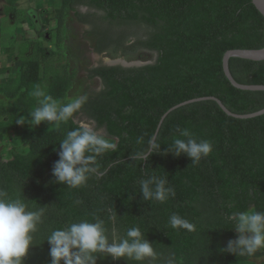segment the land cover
<instances>
[{"label": "trees", "instance_id": "obj_1", "mask_svg": "<svg viewBox=\"0 0 264 264\" xmlns=\"http://www.w3.org/2000/svg\"><path fill=\"white\" fill-rule=\"evenodd\" d=\"M3 1L8 14L15 13L22 1L38 0ZM50 1L59 2L60 9L38 12L46 16L72 12L79 23L91 27L87 35L93 37L97 54L134 38L127 48L153 53L155 60L138 67L100 64L88 70V79H99L101 89L85 91L88 103L60 128L46 121L43 128H35L16 120L37 106V98L30 95L37 84L54 99L67 100L72 75L66 73V65L53 63L63 59V26L55 29L54 37L37 31L44 41L56 45V51L30 40L22 52L17 49L14 65L18 67L13 65L10 72L0 67V78L4 77L0 96L7 99L0 105V140L14 144L10 159L0 158V188L10 196L21 191L30 209L47 207L23 264H50L46 238L51 230L92 215H111L106 226L120 237L138 226L157 254L156 261L145 264H177L179 259L184 264H264L251 260L264 256V250L251 257L222 251L238 235L230 229V214L250 208L264 211V115L235 119L208 100L175 109L160 124L176 105L203 97L218 99L236 115L264 109V92L238 90L222 71L226 51L264 48V17L251 0ZM0 52L7 55L9 49ZM229 70L241 85L264 86V61L232 58ZM78 117L93 122L96 131L103 129L102 136L114 140L117 149L98 157L102 175L72 189L54 182L52 168L59 159V143L80 125ZM177 127L190 129L197 140L210 141L211 154L196 164L183 154L150 153L144 161L131 158L154 137L163 153L179 135ZM152 172L168 177L174 198L164 203L143 200L138 181ZM172 214L187 218L196 231L170 228ZM97 264L136 262L101 257Z\"/></svg>", "mask_w": 264, "mask_h": 264}, {"label": "clouds", "instance_id": "obj_2", "mask_svg": "<svg viewBox=\"0 0 264 264\" xmlns=\"http://www.w3.org/2000/svg\"><path fill=\"white\" fill-rule=\"evenodd\" d=\"M30 95L37 98V106L27 116H19L17 124L37 126L46 121L52 127L60 128L61 124L67 123L80 112L89 100L86 94L71 96L66 101L57 100L39 84L34 86ZM176 132L179 135L173 137L171 146L163 153L155 138H150L146 146L131 154V158L144 161L150 153H171L176 157L183 154L191 159L192 164H196L211 154L210 141L197 140L188 128L177 127ZM137 143L141 144L142 138ZM59 145V159L52 168L54 182L72 189L85 186L93 175H102L98 157L117 149L114 140L100 135L87 123H81L68 131ZM138 184L144 201L164 203L176 195L168 177L158 176L155 172L140 179ZM46 208L39 206L30 209L21 191L10 196L0 188V264H23L30 246L34 244V233L43 223ZM112 219L111 215L106 218L92 215L91 219H80L52 229L46 238L50 246V264H97L101 257H111L113 260L124 258L136 264H145L146 260L156 261L153 245L145 239V234L138 226L129 227L120 237L111 234L106 226ZM227 221L232 225L230 229H234L238 235L235 240H229L222 251L251 257L264 250V211L250 208L234 212L227 217ZM168 226L189 233L196 231V225L179 214L169 217ZM177 264H184L183 259H179Z\"/></svg>", "mask_w": 264, "mask_h": 264}, {"label": "rangeland", "instance_id": "obj_3", "mask_svg": "<svg viewBox=\"0 0 264 264\" xmlns=\"http://www.w3.org/2000/svg\"><path fill=\"white\" fill-rule=\"evenodd\" d=\"M22 2L25 3L16 5L15 13L9 12L7 14L3 8L5 5L4 1L0 0V49H9L7 55L0 52V67H7V71L10 72L16 63V57H18L19 53L18 50L22 52L27 44L26 42L30 40L36 41L39 48L46 47L51 51H56V45L52 41H44L37 34V31L41 33L40 35L50 33L54 37L55 29L60 28L62 25L65 31L64 42L60 48L63 59L58 62L54 61L53 63L56 67L66 65V73L72 75L67 99L71 96L84 94L85 91L98 92L101 89L99 79L89 80L87 77V71L93 67H97L100 64L111 66L110 63H116L115 65H121L123 67H138L140 64H143V66L151 64L155 60V54L153 53L143 50L130 51L127 48L133 42L132 40L134 38L124 43L122 47H115L114 45L109 47L105 52L97 54L94 50V42L91 40L93 37L87 35L91 31V27L79 23L72 12L55 14V16H51L52 14L46 16L38 12V10H46L49 8H53L54 11L59 10V2L50 0ZM82 12L85 13L86 11L82 10ZM27 19H30L31 23H28ZM14 66L18 67L17 65ZM14 69V74L16 75L18 68ZM3 78H0V82H2ZM6 100V98L0 96V105L5 104ZM76 122L78 124H90L93 128L95 126L93 122L83 117H78ZM43 126L44 123L42 122L40 125L35 126V128H43ZM97 132L102 135L104 130H97ZM12 136L16 137V134L13 133ZM14 142L16 144L17 140ZM2 143L0 140V158L6 161L10 159V148L14 144L12 142ZM251 260L259 263L264 261V256L258 259L251 258Z\"/></svg>", "mask_w": 264, "mask_h": 264}, {"label": "water", "instance_id": "obj_4", "mask_svg": "<svg viewBox=\"0 0 264 264\" xmlns=\"http://www.w3.org/2000/svg\"><path fill=\"white\" fill-rule=\"evenodd\" d=\"M252 5L255 7V9L264 17V0H251ZM232 58H238L243 60H249L254 62H260L264 61V48L260 50H229L226 51L222 57V71L230 85L238 90L242 91H251V92H264V86L262 85H241L237 83L233 77L231 76L230 70H229V60ZM116 63H110L111 66L115 65ZM138 66H143V64H140ZM214 101L217 103L219 108L229 117H233L235 119H252L256 117H260L264 115V109L259 110L257 112L246 114V115H236L229 112L223 104L214 97H203L198 99H192L190 101L183 102L179 105H176L172 109H170L167 113L163 115L161 118L160 124L164 120V118L167 116L168 113L171 111L178 109L184 105L200 102V101ZM156 136V135H155ZM155 138V137H154Z\"/></svg>", "mask_w": 264, "mask_h": 264}, {"label": "bare ground", "instance_id": "obj_5", "mask_svg": "<svg viewBox=\"0 0 264 264\" xmlns=\"http://www.w3.org/2000/svg\"><path fill=\"white\" fill-rule=\"evenodd\" d=\"M117 61V60H116Z\"/></svg>", "mask_w": 264, "mask_h": 264}]
</instances>
